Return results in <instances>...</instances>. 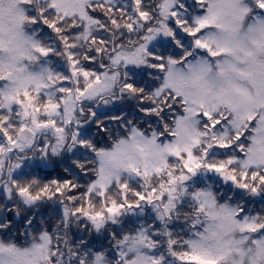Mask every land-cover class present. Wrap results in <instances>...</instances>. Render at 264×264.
I'll return each mask as SVG.
<instances>
[{
    "label": "snow or ice",
    "instance_id": "6c2138e0",
    "mask_svg": "<svg viewBox=\"0 0 264 264\" xmlns=\"http://www.w3.org/2000/svg\"><path fill=\"white\" fill-rule=\"evenodd\" d=\"M0 264H264V0H0Z\"/></svg>",
    "mask_w": 264,
    "mask_h": 264
}]
</instances>
